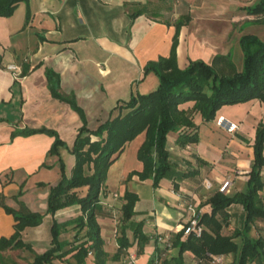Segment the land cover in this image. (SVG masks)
Segmentation results:
<instances>
[{"label": "crops", "instance_id": "1", "mask_svg": "<svg viewBox=\"0 0 264 264\" xmlns=\"http://www.w3.org/2000/svg\"><path fill=\"white\" fill-rule=\"evenodd\" d=\"M257 1L26 0L17 4L11 16L0 15V193L5 194L7 204L19 209L16 198L24 189L19 198L30 209L45 215L42 224L23 231L24 242L34 251L27 247L8 248L0 254V264H32L35 253L52 247L54 222L72 221L82 213L80 204L65 207L56 215L47 213L51 186L62 177L59 156L50 153L56 137L36 132L13 138L16 129L46 127L59 132L68 145L61 147L60 155L67 163V173L72 174L76 164L73 143L84 119L73 105L53 95L46 69L50 67L61 75V89L76 95L88 117V126L96 129L112 117L121 101H128L133 91L150 93L159 87L158 74L145 72V66L169 56L176 23L181 20L177 51L180 68L197 59L211 64L223 55L226 58L216 63L217 69L224 73L231 72L232 66L242 70L245 54L241 36L255 34L264 40V16L247 10ZM14 63L21 66L20 71L10 68ZM22 70L27 74L22 76ZM194 106L190 100L181 108L189 110ZM217 111L210 121L202 112H195L198 143L180 145L178 137L183 130L169 134L173 165L158 187L152 177L142 180L138 173L129 179L133 170H143L138 151L146 132L131 140L110 167L101 195L104 213L99 217L107 264H192L196 259L192 251L185 252L182 259H172L178 252L174 246L177 234L186 229L194 213L188 209L190 204L201 213L211 212L209 200L226 180L232 182L226 194L248 189L255 136L259 123L264 122V102L255 98L227 104ZM220 119L227 128L218 123ZM233 122L238 128L229 130ZM128 189L138 192L140 200L134 216L126 221L122 208L123 194ZM261 193L264 195V189ZM228 210L231 225L225 228L226 235L237 227L241 229L247 215L238 202ZM138 223L150 237L141 254L134 237ZM15 224L12 213L0 206V238L14 234ZM260 225L264 220L256 222L251 232L254 237L264 235V229L257 231ZM74 226L71 223L62 229L61 241L75 239ZM123 226L133 245L116 258ZM78 243L79 240L74 242ZM68 248L73 246L68 244L65 249ZM77 251L68 252L55 264H82L73 256ZM234 256L233 253L229 258ZM87 264H98L93 252Z\"/></svg>", "mask_w": 264, "mask_h": 264}, {"label": "trees", "instance_id": "2", "mask_svg": "<svg viewBox=\"0 0 264 264\" xmlns=\"http://www.w3.org/2000/svg\"><path fill=\"white\" fill-rule=\"evenodd\" d=\"M25 1L0 0V15L11 16L17 4ZM247 10L264 16V0H258ZM182 22L183 20L176 23L177 33L173 37L174 44L169 56H161L145 66V72L158 74L159 87L150 93L133 91L128 101H121L114 108L112 117L96 129L88 126V117L85 115V110L77 103L76 95L65 94L61 89V75L50 67L46 69L53 95L73 105L84 119V125L79 128L78 136L73 143L72 153L75 154L76 164L72 174L67 173V163L60 155L61 147L67 144L59 132L46 127L16 129L13 132V138L18 134L28 136L36 132H48L56 137L50 153L59 156L62 177L59 183L51 186L47 213L56 215L61 209L75 206V204L81 205L82 213L72 221L60 223L56 220L54 222L51 227L52 247L44 253H35L32 264H55V260L62 259L68 252L75 250L78 251L73 256L79 263L87 264L88 256L93 252L98 264H107L108 252L104 247L102 229L99 224V217L104 213L101 195L109 178L110 167L115 164L121 152H124L127 144L135 137L146 132L144 143L138 151V157L143 161L144 166L142 171L133 170L129 179L138 173L142 180L152 177L155 186L158 187L160 180L169 174L173 165L167 142L169 134L173 130H183L178 137L182 146L200 141L199 127L194 122L196 111L202 112L210 121L217 116V110L227 104H238L255 98H260L264 102L263 39L255 34L241 36L245 62L240 71L233 66L229 73L217 69L216 63L226 58L223 55H218L214 63L210 64L204 59H197L182 69L179 67L177 56ZM2 57L3 55L0 54V63ZM25 74L27 71L22 70L21 75ZM190 100L195 102V106L189 110L182 109L181 105ZM189 128L194 130L190 131ZM255 138V160L250 171L248 189L245 192L230 195L223 190L216 191L209 200L212 204L211 212H200V224L205 225L204 233L198 235L196 231H192L187 234L184 229L177 234L174 246L178 247V252L172 259H182L187 251L196 254L197 260L205 257L209 252L215 255L223 253L228 256L234 253L235 259L231 264H264V235L254 237L251 234L256 222L264 220V195L261 193L264 189L263 121L259 123ZM23 194L24 189L17 195L16 199L21 206L16 209L7 204L5 194L0 193V206L6 208L16 219L15 233L0 238V254L11 247H27L34 251L33 246L24 242L23 231L27 227L42 224L45 215L30 209L19 198ZM138 194L129 189L123 194L125 203L122 214L126 221L131 220L135 214L136 204L140 200ZM237 202L246 209V219L241 229L237 227L231 234L226 235L224 230L231 225V214L228 208ZM71 223H75L74 228L77 230L75 239L61 241L62 229ZM121 228L122 234L118 237L120 248L114 255L116 258L120 257L123 250L133 245L127 237L125 226ZM182 236H185V239H182ZM134 237L138 239V253L141 254L149 242V234H146L144 227L138 223L135 226ZM236 237L242 238V241L239 242ZM77 240L79 243L76 245L74 242ZM68 244L73 248L65 249ZM155 260L154 257L153 261Z\"/></svg>", "mask_w": 264, "mask_h": 264}, {"label": "built area", "instance_id": "3", "mask_svg": "<svg viewBox=\"0 0 264 264\" xmlns=\"http://www.w3.org/2000/svg\"><path fill=\"white\" fill-rule=\"evenodd\" d=\"M10 68L12 70L15 69L16 72L21 70V66L16 63L12 64ZM223 120L224 119H220L218 123L222 126H225L222 124ZM228 128L229 130H234L238 128V125H236L235 122H233L230 124V126H228ZM231 184H232L231 179L226 180L224 185H222L221 190H223V192L226 193L227 191H229ZM118 195H119V192H117L114 196L118 197ZM194 206H195L194 204H190V206L188 207V209L192 210L194 213L191 217V220H189V223L186 228V233L190 234V232L196 231L198 235H201L204 233L205 225L200 224L201 213L197 211ZM133 259H135V256L133 257ZM228 260H229V256L226 254L222 253L219 255H215L209 252L205 257L198 259V260L196 259L192 264H224Z\"/></svg>", "mask_w": 264, "mask_h": 264}, {"label": "rangeland", "instance_id": "4", "mask_svg": "<svg viewBox=\"0 0 264 264\" xmlns=\"http://www.w3.org/2000/svg\"><path fill=\"white\" fill-rule=\"evenodd\" d=\"M260 229H264V225H260V226L258 227V230H257V231H260ZM234 259H235V256L229 258V260H228L227 262H225L224 264H231V263L233 262ZM251 264H254V263H251Z\"/></svg>", "mask_w": 264, "mask_h": 264}]
</instances>
